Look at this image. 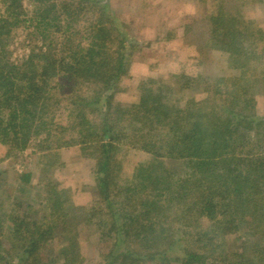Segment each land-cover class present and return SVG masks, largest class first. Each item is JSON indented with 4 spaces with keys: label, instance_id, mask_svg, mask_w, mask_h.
<instances>
[{
    "label": "trees",
    "instance_id": "obj_1",
    "mask_svg": "<svg viewBox=\"0 0 264 264\" xmlns=\"http://www.w3.org/2000/svg\"><path fill=\"white\" fill-rule=\"evenodd\" d=\"M85 1L30 0L27 8L22 0H0V143L8 157L31 142L78 145L96 160L105 218L94 224L87 210L75 219L70 190L46 184L43 215L30 203L21 211L13 203L3 215L11 224L12 261L0 240V262L87 264L73 238L89 227L101 238L95 264H264V117L248 95L247 66L256 50L244 46L261 31L236 29L235 18L217 8L212 45L242 72L150 81L137 101L124 104L113 101V88L125 71L126 40L113 18L82 29ZM219 28L226 32L215 46ZM19 29L34 44L15 62L10 46ZM187 88L200 98L181 99L177 93ZM60 96L68 99L63 106ZM64 111L67 123L56 120ZM124 145L151 158L121 184L114 165L121 170L116 155ZM32 178L30 171L18 173L17 190L30 191ZM241 231L239 249L225 250L228 235Z\"/></svg>",
    "mask_w": 264,
    "mask_h": 264
},
{
    "label": "rangeland",
    "instance_id": "obj_2",
    "mask_svg": "<svg viewBox=\"0 0 264 264\" xmlns=\"http://www.w3.org/2000/svg\"><path fill=\"white\" fill-rule=\"evenodd\" d=\"M22 1L29 8L30 0ZM217 8H222L229 18H235L236 29L245 24L250 26V29L262 33L259 38V35L256 36L258 39L254 44L244 46L247 50L252 47L256 50L254 58L247 66L246 77L251 78L248 95H252L256 100L258 117H264V0H86L79 13L78 25L83 29L102 18L115 19L119 29L116 30L120 31L121 38L126 40L124 44L128 50L124 61L125 71L113 88V101L128 104L138 100L141 85H147L150 81L172 84L176 76L183 73L189 78H196L202 73L214 78H234L233 76L242 72L241 69L229 67L228 55L216 50L212 45V31L216 26L212 24L211 18L214 13H218ZM224 26L226 27V24ZM16 31L18 34L14 37L10 50L12 59L19 62L28 54L34 43L25 37L22 29ZM218 31L220 40V34L226 32V28H219ZM220 43L221 40L215 41V46L221 45ZM205 78L208 77L199 80ZM63 90L61 89V93ZM180 92L177 95L181 99L183 97L184 101L193 95L200 98L188 88ZM65 97L60 96V99H64L62 106L68 101ZM66 115L67 112L64 111L56 120L67 123ZM261 148L264 149V145ZM121 149L116 155L121 160V170H118V165H114V170L118 173V182L124 184L132 178L136 166L149 161L151 155L128 145L122 146ZM8 151V148L0 143V216L5 219L3 228H0V240L5 249L3 254L9 259V263L12 257L6 249L10 247L11 224L6 217L11 213V204L16 203L21 211L30 203L34 210L40 209L39 214L43 215L46 184H58L70 190L73 203L76 204L73 210L75 219L87 217L89 210L94 213V224L104 220V216L101 219V213H104L106 207L100 204L99 195L96 197L97 188L93 173L96 160L89 155L87 157L78 145L69 142L59 146L58 143H52L47 148L31 142L27 149L16 156L8 157ZM22 171L33 173V178L27 186L30 191L24 193L16 188L17 175ZM74 233L68 237H74ZM242 233L241 231L228 235L227 243L224 244L225 250H238L242 243ZM75 236L73 239L87 258V264L99 262L102 249L100 234L89 227H81V231ZM6 263L7 260L0 262ZM170 264L181 263L172 261Z\"/></svg>",
    "mask_w": 264,
    "mask_h": 264
},
{
    "label": "crops",
    "instance_id": "obj_3",
    "mask_svg": "<svg viewBox=\"0 0 264 264\" xmlns=\"http://www.w3.org/2000/svg\"><path fill=\"white\" fill-rule=\"evenodd\" d=\"M198 2V1H197Z\"/></svg>",
    "mask_w": 264,
    "mask_h": 264
}]
</instances>
